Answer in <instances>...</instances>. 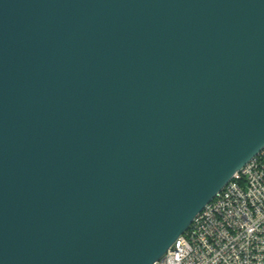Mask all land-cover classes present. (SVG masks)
<instances>
[{"label":"water","instance_id":"obj_1","mask_svg":"<svg viewBox=\"0 0 264 264\" xmlns=\"http://www.w3.org/2000/svg\"><path fill=\"white\" fill-rule=\"evenodd\" d=\"M264 148V0H0V264H154Z\"/></svg>","mask_w":264,"mask_h":264},{"label":"built area","instance_id":"obj_2","mask_svg":"<svg viewBox=\"0 0 264 264\" xmlns=\"http://www.w3.org/2000/svg\"><path fill=\"white\" fill-rule=\"evenodd\" d=\"M154 264H264V148Z\"/></svg>","mask_w":264,"mask_h":264}]
</instances>
